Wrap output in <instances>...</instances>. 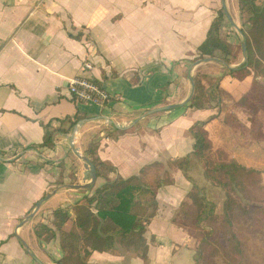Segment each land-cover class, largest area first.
<instances>
[{"label": "crops", "instance_id": "obj_1", "mask_svg": "<svg viewBox=\"0 0 264 264\" xmlns=\"http://www.w3.org/2000/svg\"><path fill=\"white\" fill-rule=\"evenodd\" d=\"M238 2L226 0L241 28ZM218 8H223L222 0H0V264H57L63 255L59 239L38 240L35 224L52 221L53 210L72 207L106 183L105 177H97L88 188H73L85 184V162L71 150L69 135L56 133L52 150L31 147L42 143L44 125L52 122L57 127L59 120L76 114L80 120L88 119L75 146L90 158L87 149L97 145L99 158L123 177L138 174L146 164L167 163L191 153L195 142L191 127L216 115L219 108H176L150 116L128 131L109 125L106 118L126 124L150 109L182 103L186 90H191L196 50ZM222 29V35H234L227 41L236 43L240 34L230 22ZM87 61L92 70L85 68ZM211 65L221 67L215 62L201 66ZM212 72L220 74L219 69ZM76 75L94 78L116 96L114 101L103 109L71 99L68 87ZM251 83L252 77L223 79L228 101L221 104L220 119L233 114L243 123L242 116L252 113L231 104ZM229 132L219 143L230 145L240 131L231 136ZM233 157L243 164L257 161L236 150ZM49 161L56 165L46 164ZM61 163L62 168L57 166ZM72 169L77 170L76 183L70 177ZM116 173L106 177L112 179ZM173 176L174 184L158 193V213L145 234L147 259L131 251L95 252L90 264H194L189 235L162 216L180 208L192 188L181 171ZM61 177L65 184L60 190L20 226L36 204L57 189L52 186Z\"/></svg>", "mask_w": 264, "mask_h": 264}, {"label": "trees", "instance_id": "obj_2", "mask_svg": "<svg viewBox=\"0 0 264 264\" xmlns=\"http://www.w3.org/2000/svg\"><path fill=\"white\" fill-rule=\"evenodd\" d=\"M242 38L247 42L248 61L237 70H226L222 65L220 74L207 72L199 66L194 72L196 92L186 109L203 110L219 108L216 115L195 123L190 132L194 146L190 154L163 162L144 165L138 174L123 177L116 168L103 162L98 156V146L87 149L96 167L97 177H105L106 183L85 194L72 207L53 210L50 222L38 221L33 232L38 240L50 242L59 239L62 257L57 264H90L93 253L122 255L133 252L146 260L149 243L145 236L148 226L158 213V193L174 184L173 173L181 171L192 184L180 205L181 217L176 224L190 237L194 252V264H247L244 260L243 239L238 232V219L256 216L264 220V207L253 203L251 168L233 157L228 144L219 143L222 135L234 131L242 132L241 121L233 114L220 119L222 103L228 101L222 88V81L231 77L243 81L252 77L249 90L232 107L253 111L250 116L251 138L264 145V0H239ZM206 39L198 46L193 62L204 58H219L230 65L238 63L242 53V40L236 36L232 44L222 35V28L229 24L223 8L216 10ZM232 31V30H231ZM216 66V65H215ZM79 114L59 120V126L52 122L44 125L42 143L31 147L55 148V134L68 136L80 120ZM194 163L201 166L203 178L215 189L225 194L222 212L211 199L207 188L197 184L190 173ZM46 164L56 165L53 161ZM63 167L62 163L57 164ZM116 173L108 179L109 173ZM70 177L77 182V170L72 169ZM64 177L53 183V190L64 185ZM235 193L238 198H235ZM72 211L75 220L72 219ZM71 223V227L67 225Z\"/></svg>", "mask_w": 264, "mask_h": 264}, {"label": "rangeland", "instance_id": "obj_3", "mask_svg": "<svg viewBox=\"0 0 264 264\" xmlns=\"http://www.w3.org/2000/svg\"><path fill=\"white\" fill-rule=\"evenodd\" d=\"M231 36V37H230ZM223 37L225 39L228 38H233L234 35H226L225 33L223 34ZM242 42L244 39L242 38V35L240 36ZM241 42V44H242ZM244 60L243 57V50L242 53L239 55V60L237 64H234L235 66L242 63ZM212 67H206L207 72H212V71H218L220 70V67L213 66ZM191 90H186L184 96H189ZM169 105V104H168ZM223 108L226 109V106ZM253 114L252 113H247L246 115L242 116V132H238L234 137L232 138L233 140L230 141V147L231 149L235 152H243L246 157H254L256 163L260 162V164H256L255 161L251 163L246 162V166L248 168H251L252 172L251 173V181L253 183V193L255 197L257 198L256 201H253V203H257L262 207H264V145L263 147L261 144L258 142L254 141L251 138V135L249 133V128H250V121L249 118ZM199 163H194L191 174L195 178L197 184L201 187L207 188V192L209 196L211 197L212 200L217 202L218 207L217 211L218 213L222 212L223 208V203L225 200V194L222 192L221 189H215L211 187L203 178L201 166L198 165ZM232 195L235 198H238V196L235 193H232ZM166 215L170 219V225H173V223H176V220L181 217V209L177 208L174 212H164L162 214ZM165 217V216H163ZM238 232L241 235L243 239V245H244V258L245 262L247 264H264V220L256 217L254 215L249 216V217H242L238 219ZM150 235V234H149ZM139 260V259H138ZM141 261V260H140Z\"/></svg>", "mask_w": 264, "mask_h": 264}, {"label": "water", "instance_id": "obj_4", "mask_svg": "<svg viewBox=\"0 0 264 264\" xmlns=\"http://www.w3.org/2000/svg\"><path fill=\"white\" fill-rule=\"evenodd\" d=\"M222 7H223V9L225 11L226 18L228 19L230 24L237 30V32L241 36L242 35V30H241L240 27H238V25H236V23L232 19V16H231V14H230V12L228 10V7H227L226 0H222ZM242 50H243L244 60H243L242 63H240V64H238L236 66L235 65H230V64L226 63L224 60H221L219 58H204V59H199V60H196L195 62H193L192 66H191V69H190L191 73L189 75V79H190V82H191V91H190L189 96L182 103L169 104V105H164V106H160V107H157V108L150 109L147 112H145L142 116H140L139 118L135 119L133 122L126 123V124H118V123L114 122L113 120H111L109 118H106V120L108 121V124L114 126L116 129H118L120 131H128V130L132 129L133 127H135L138 123H140L141 121L145 120L146 118H148L150 116H153V115L161 113V112L170 111V110H173V109H176V108L185 107L187 104L190 103V101L192 100V98L194 97L195 92H196V85H195V80H194V76H193L192 72L195 71L199 66H201L203 64L211 63V62H215V63L221 64L226 70H237V69H239V67L243 63L248 61L247 42L245 40L242 42ZM86 122H88V119L79 120L78 123L74 126V128H73L72 132L70 133V135L68 136L71 150L73 151V153L78 158H80L81 160H83L85 162V165H84V168L86 169V172L84 174V182H85V184L72 186L73 188H77V189L88 188L92 184H94L96 182V180H97V170H96L95 165L93 164V162L91 161L90 158H88L87 156L83 155L81 153L80 149L75 146V140L77 138V134L79 132V129ZM87 181H89V182L87 183ZM59 190H60V188H57L56 190H54L51 193H49L48 195H46L43 199H41L36 204V207L33 210V212L30 213L25 218V220L20 224V226H22L25 221H28V220L32 219L38 213V211L40 210L42 204L45 201H47L50 198H52ZM32 256H33V258L36 261H38V259L36 258L35 255H32Z\"/></svg>", "mask_w": 264, "mask_h": 264}, {"label": "built area", "instance_id": "obj_5", "mask_svg": "<svg viewBox=\"0 0 264 264\" xmlns=\"http://www.w3.org/2000/svg\"><path fill=\"white\" fill-rule=\"evenodd\" d=\"M85 68L92 70L90 61L84 64ZM71 99L79 103H90L101 108L109 106L115 99V95L92 77L76 75L70 80L68 87Z\"/></svg>", "mask_w": 264, "mask_h": 264}]
</instances>
